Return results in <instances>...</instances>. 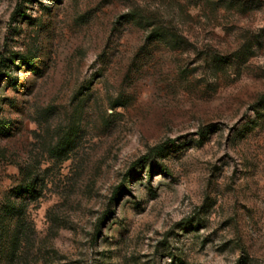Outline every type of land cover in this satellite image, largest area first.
<instances>
[{
    "label": "rangeland",
    "instance_id": "rangeland-1",
    "mask_svg": "<svg viewBox=\"0 0 264 264\" xmlns=\"http://www.w3.org/2000/svg\"><path fill=\"white\" fill-rule=\"evenodd\" d=\"M10 202L0 264H264V0H0Z\"/></svg>",
    "mask_w": 264,
    "mask_h": 264
},
{
    "label": "trees",
    "instance_id": "trees-1",
    "mask_svg": "<svg viewBox=\"0 0 264 264\" xmlns=\"http://www.w3.org/2000/svg\"><path fill=\"white\" fill-rule=\"evenodd\" d=\"M168 144H163L155 149H153V153L155 154H161L166 148ZM148 158H143V160H147ZM142 160V161H143ZM140 163V162H139ZM26 193L33 195L36 191L35 185L31 183H26L22 187ZM15 205L10 202L7 203L5 208H3L0 211V261L2 258L5 256V249L8 245V239L10 238L11 235V228L9 222L13 220L14 211H15ZM15 238L14 242L12 243L11 247L8 248V254L7 257L8 261L10 262L9 264H19L20 261L22 260L20 257L24 254L26 256L28 245H27V240H26V235L24 232L21 231V228L16 230L14 233ZM19 261V263H18Z\"/></svg>",
    "mask_w": 264,
    "mask_h": 264
}]
</instances>
